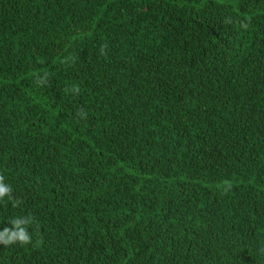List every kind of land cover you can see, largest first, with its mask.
I'll return each mask as SVG.
<instances>
[{"label":"trees","instance_id":"16d2710c","mask_svg":"<svg viewBox=\"0 0 264 264\" xmlns=\"http://www.w3.org/2000/svg\"><path fill=\"white\" fill-rule=\"evenodd\" d=\"M0 175V264H264V0H0Z\"/></svg>","mask_w":264,"mask_h":264},{"label":"clouds","instance_id":"9594fccd","mask_svg":"<svg viewBox=\"0 0 264 264\" xmlns=\"http://www.w3.org/2000/svg\"><path fill=\"white\" fill-rule=\"evenodd\" d=\"M80 115L86 118V113L81 112ZM4 179V176L0 175V200H2L5 196H7L9 199H12V188L10 185L4 182ZM19 203H21V201H15L14 206L18 205ZM31 223V216L12 219L10 221L12 227H4L2 230H0V243L4 245H11L17 241L21 244L31 243V236L29 235L27 228V226Z\"/></svg>","mask_w":264,"mask_h":264}]
</instances>
